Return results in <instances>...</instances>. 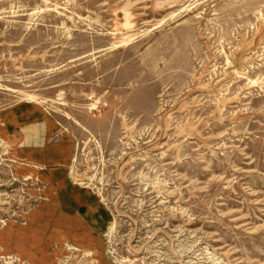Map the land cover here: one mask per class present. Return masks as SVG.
Listing matches in <instances>:
<instances>
[{
	"label": "rangeland",
	"instance_id": "1",
	"mask_svg": "<svg viewBox=\"0 0 264 264\" xmlns=\"http://www.w3.org/2000/svg\"><path fill=\"white\" fill-rule=\"evenodd\" d=\"M0 264H264V0H0Z\"/></svg>",
	"mask_w": 264,
	"mask_h": 264
},
{
	"label": "crops",
	"instance_id": "2",
	"mask_svg": "<svg viewBox=\"0 0 264 264\" xmlns=\"http://www.w3.org/2000/svg\"><path fill=\"white\" fill-rule=\"evenodd\" d=\"M36 113L37 112H35V114ZM15 116L16 117H15L14 121L25 122L31 118L32 113L30 111H28V109H22ZM45 125L43 123L38 122V120H35V122L31 124V128L32 127L33 128L29 129V131H31V132L39 131V133H36L34 136L30 135V142L31 143H30L29 147L26 148L25 153H26L27 157H31L32 159H35V160L41 162L42 164L44 163L45 165H50V164H53V163L59 161L60 157L58 156L59 152L57 151V147L52 146V145H49V146L44 145V138L46 139V136H48V128H49L48 124H45ZM44 126L46 127V132L43 135ZM47 179H52V178H51V176L50 177L47 176ZM58 179H59V181L63 182V180L61 178H58ZM88 252L90 253L89 250H86V253H88Z\"/></svg>",
	"mask_w": 264,
	"mask_h": 264
}]
</instances>
